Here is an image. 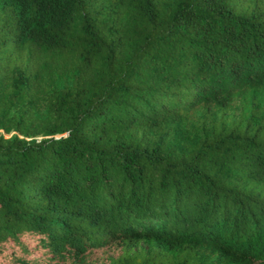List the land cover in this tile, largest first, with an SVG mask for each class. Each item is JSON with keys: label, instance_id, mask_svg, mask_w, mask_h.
Wrapping results in <instances>:
<instances>
[{"label": "trees", "instance_id": "16d2710c", "mask_svg": "<svg viewBox=\"0 0 264 264\" xmlns=\"http://www.w3.org/2000/svg\"><path fill=\"white\" fill-rule=\"evenodd\" d=\"M0 264H264V0H0Z\"/></svg>", "mask_w": 264, "mask_h": 264}]
</instances>
